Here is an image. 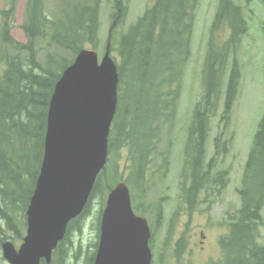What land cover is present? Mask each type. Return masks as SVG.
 <instances>
[{
	"label": "trees",
	"instance_id": "trees-1",
	"mask_svg": "<svg viewBox=\"0 0 264 264\" xmlns=\"http://www.w3.org/2000/svg\"><path fill=\"white\" fill-rule=\"evenodd\" d=\"M250 1L244 0V3L248 5ZM127 2L128 0L115 1V10L121 9L119 16L116 13L120 20H117L118 25L127 16ZM40 3L41 0H29L25 12L23 32L29 44L24 48L29 53L33 50L35 39L43 33L45 19ZM198 4L199 0H154L135 22L129 24L120 38L118 90L124 94L118 96V106L122 108L121 115L124 118L119 129H112L110 133L108 154L113 156L123 147L127 148L130 174L125 183L129 184L132 191L145 190L146 171L157 158L161 162L159 169L166 168L169 163L170 152L168 149L157 150L156 136L160 131V121L174 114L179 100L181 78L190 57L194 13ZM98 5V0L93 5L83 7H70L65 2L61 3L59 20L51 25L50 42L71 58L48 57L44 66L40 67L33 62L31 54L29 69H24L12 58L5 61L6 69L0 76L1 144L5 151H10L20 136L26 137L34 157L28 159L22 174L18 176L22 181L26 182L23 176L28 175L34 185L37 178L43 154L48 103L60 73L72 62L79 50L86 46L96 47L98 44ZM2 15L8 16L9 13L2 12ZM224 27L228 29V34L220 43L218 34ZM7 31L8 24L5 21L1 27L2 40L10 44L12 41H7ZM247 31L248 24L241 7L233 0H218L209 27L207 51L201 70L202 92L192 111L183 150L182 173L185 174L186 170L189 172V185L184 194L188 196L186 201L191 209L195 207L196 196L202 188L214 182L221 174L219 182L228 176L226 172H215V175L213 172L218 157L226 153V142H221V137L229 125L237 94L240 77L237 47ZM230 60L221 104L220 122L223 123V128L213 141L214 155L205 164V146L210 134L209 121L220 108L224 75ZM122 85L124 88H120ZM2 161L4 164L8 162L5 154ZM13 169L15 167L8 169L0 165V202L2 206L5 204L9 208L17 205L6 193L16 184V180L12 179L16 177ZM6 175L7 179L3 177ZM119 181L118 171L113 164L109 170L105 168L101 171L87 206L94 197L104 199L106 193ZM238 196L240 209L234 216L227 235L219 240L220 259L211 264H264V246L257 243L259 230L264 227L261 217L264 206V115L252 138ZM87 206L81 217L69 225L67 234L87 214ZM159 216L160 212L156 216L157 224ZM7 226L11 227L9 222ZM95 247L96 244L93 243V249ZM56 253L59 264H63L67 256L60 254L58 250L54 255ZM93 258L94 251L85 264H92ZM51 264L58 263L53 259Z\"/></svg>",
	"mask_w": 264,
	"mask_h": 264
},
{
	"label": "rangeland",
	"instance_id": "rangeland-1",
	"mask_svg": "<svg viewBox=\"0 0 264 264\" xmlns=\"http://www.w3.org/2000/svg\"><path fill=\"white\" fill-rule=\"evenodd\" d=\"M154 0H128V13L121 25L118 23L110 35V57L115 64L120 65L118 53L119 41L126 32L129 24L135 22L143 11ZM241 7L242 14L247 21L248 31L241 39L237 47L236 58L240 65V77L236 100L231 110V119L228 127L223 131L222 141H226L227 154L218 160L215 171H229V181L224 190L217 194L213 189H206L200 193L197 207L189 210L185 204L184 193L188 188L187 170L185 176L182 173L184 162L185 133L191 122L192 111L195 103L199 100L201 85L202 63L205 58L208 44V32L212 18L216 12L218 0H199L194 13L193 33L190 43V57L184 67L182 88L175 115L162 123L160 134L156 136L157 150H169V163L166 168L159 169V158L154 161L146 171V186L143 192L131 191V206L137 211L138 216L145 219L150 233H152V264H206L219 258L218 240L228 231V217L234 215L240 208L238 191L241 185L243 167L250 149L251 141L258 122L264 115V0H251L248 5L244 0H233ZM65 2L70 7L90 6L95 0H41L40 9L44 16L42 36L35 39L32 52L24 47L29 44L23 33L26 23V8L29 0H0V76L6 69L5 61L9 58L20 63L24 69L31 67L33 62L43 67L48 57L71 58L68 53L60 50L50 42L51 25L59 20L61 3ZM115 0H99L98 5V44L96 47L86 46L97 55L98 62L105 54L108 34L115 21ZM2 12H8L3 16ZM7 22V41L2 40L1 27ZM120 20L118 19V22ZM41 22V21H40ZM228 29L222 28L218 34L219 42L222 43ZM32 54V55H31ZM231 59V57H229ZM224 75L223 92L220 108L215 117L210 120V135L206 146V163L213 155V141L222 131L223 123L220 122L221 104L225 82L229 67ZM37 72V71H36ZM120 88H124L122 85ZM174 90V87L171 88ZM170 89V90H171ZM124 93L118 90V96ZM7 101V99H5ZM122 108L117 107L116 118L111 129L117 131L124 118L121 115ZM3 131L1 130L0 113V165L13 169L16 175V184L11 186L7 195L12 201L19 203L23 209L29 202L33 182L22 181L18 178L26 167L30 157H34L25 136H20L10 151H5L1 144ZM109 138V137H108ZM7 156L8 162L4 164L3 155ZM113 164L118 171L120 182L125 183L130 174L127 162V148L123 147L113 156H108L106 169ZM126 168V169H125ZM21 173V174H20ZM8 178L7 175L3 176ZM24 175L23 179H28ZM186 177V178H185ZM2 175L0 176V179ZM187 179V180H186ZM104 199L97 196L89 203L88 212L78 223L79 231L71 229L61 247V251L67 254L63 264H85L88 256L93 251V243L98 234V223L103 210ZM4 206V208H3ZM0 202V241H9L15 247H19L24 228L20 231L24 212L10 210ZM160 212V224H156L157 213ZM264 220V207L261 211ZM10 223L8 230L5 226ZM205 238L201 240L199 232ZM19 233V238L16 236ZM258 243L264 245V228H260ZM199 241H202L203 250L199 251ZM1 244V243H0ZM178 244L181 246L178 247ZM3 251L0 248V264H7L3 259Z\"/></svg>",
	"mask_w": 264,
	"mask_h": 264
},
{
	"label": "water",
	"instance_id": "water-1",
	"mask_svg": "<svg viewBox=\"0 0 264 264\" xmlns=\"http://www.w3.org/2000/svg\"><path fill=\"white\" fill-rule=\"evenodd\" d=\"M116 67L105 52H79L56 83L47 112L44 159L26 216L27 232L16 252L3 244L10 264L48 263L67 223L83 210L107 157L115 114ZM149 229L131 210L128 188L110 191L100 221L93 264H150Z\"/></svg>",
	"mask_w": 264,
	"mask_h": 264
},
{
	"label": "flooded vegetation",
	"instance_id": "flooded-vegetation-1",
	"mask_svg": "<svg viewBox=\"0 0 264 264\" xmlns=\"http://www.w3.org/2000/svg\"><path fill=\"white\" fill-rule=\"evenodd\" d=\"M199 235H200V237H201V239H204L205 238V236H203V234H202V232L200 231L199 232ZM199 244H200V246H199V251H202L203 250V247H202V241H199Z\"/></svg>",
	"mask_w": 264,
	"mask_h": 264
}]
</instances>
